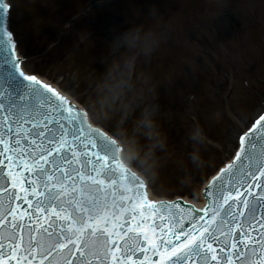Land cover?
Listing matches in <instances>:
<instances>
[{"label":"snow or ice","instance_id":"snow-or-ice-1","mask_svg":"<svg viewBox=\"0 0 264 264\" xmlns=\"http://www.w3.org/2000/svg\"><path fill=\"white\" fill-rule=\"evenodd\" d=\"M2 35L0 264H33L37 254L52 256L48 264H72L69 245L78 242L86 251L76 264H91L88 257L99 264H264V114L212 178L205 209L154 202L121 167L115 143L89 126L86 112L26 75L12 34ZM165 219L163 227L155 223Z\"/></svg>","mask_w":264,"mask_h":264},{"label":"rangeland","instance_id":"rangeland-1","mask_svg":"<svg viewBox=\"0 0 264 264\" xmlns=\"http://www.w3.org/2000/svg\"><path fill=\"white\" fill-rule=\"evenodd\" d=\"M12 26L30 72L91 106L95 120L132 151L142 145L135 122L146 108L132 92L101 87L115 57L109 41L130 25L162 34L137 69L157 112L169 152L161 154L154 190L198 197L207 178L236 146V134L264 103V0H12ZM52 50L47 52V46ZM49 47V46H48ZM131 104L133 111L115 105ZM215 109L213 113H209ZM207 140L202 168L187 167L195 127ZM213 140L215 142H213ZM232 145V146H231ZM165 169H168L167 173Z\"/></svg>","mask_w":264,"mask_h":264},{"label":"clouds","instance_id":"clouds-1","mask_svg":"<svg viewBox=\"0 0 264 264\" xmlns=\"http://www.w3.org/2000/svg\"><path fill=\"white\" fill-rule=\"evenodd\" d=\"M161 38L162 34L152 28L146 29L142 24L130 25L126 30L116 34L109 41V45L113 55L117 52L120 55L113 59L108 75L101 84V87L117 88V95H126L131 91L132 101L146 104L144 112L135 122V132L133 133V135L143 134L142 145H138L135 150L130 151L121 139L127 134L126 130H121L115 138L121 147L122 163L147 180L158 178L161 154L168 153L169 149L167 136L161 130L157 119V112L147 103L151 97L145 94L144 88L139 82L137 69L145 58L152 55ZM121 108L128 113L133 111L131 104L115 105L114 111L119 112ZM93 115L95 116V113ZM189 139L192 150L187 154V162L182 163V166L187 167L190 164L193 168H202L207 163L201 153V146L207 140L206 134L202 128L197 126L191 130Z\"/></svg>","mask_w":264,"mask_h":264}]
</instances>
